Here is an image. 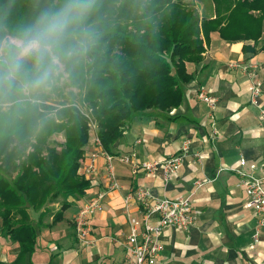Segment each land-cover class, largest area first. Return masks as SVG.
Instances as JSON below:
<instances>
[{
	"label": "crops",
	"instance_id": "1",
	"mask_svg": "<svg viewBox=\"0 0 264 264\" xmlns=\"http://www.w3.org/2000/svg\"><path fill=\"white\" fill-rule=\"evenodd\" d=\"M263 42L264 34L257 48ZM252 43L227 41L211 32L203 60L187 63L196 78L185 84L182 104L168 113L150 109L135 116L125 136L113 145V170L120 188H108L106 159L90 141L87 156L96 158L95 172L86 176L90 188L73 199L61 220L52 223L48 217L46 224L37 226V247L30 257L17 259L18 242L4 236L0 264H126L130 228L124 199L140 185L150 187L156 197H192L194 223L188 229H164L157 264H264L263 216L247 206L235 170L241 157L256 163L264 160L259 116L264 106V51L244 50ZM257 82L262 83V92L255 104L251 96ZM204 89L218 98L214 107L198 98ZM176 154H182L183 161L168 180L161 167L149 173L139 166L134 172V163L160 164ZM102 191L107 195L91 221L92 241L82 244L75 236L74 217L85 200ZM129 213L140 211L133 204ZM38 215L33 213L35 225Z\"/></svg>",
	"mask_w": 264,
	"mask_h": 264
},
{
	"label": "trees",
	"instance_id": "2",
	"mask_svg": "<svg viewBox=\"0 0 264 264\" xmlns=\"http://www.w3.org/2000/svg\"><path fill=\"white\" fill-rule=\"evenodd\" d=\"M212 1L215 14L205 17L184 0H110L115 7L105 55L77 92H67L71 100L60 93L64 98L58 105L74 104L78 97L91 106L102 145L111 150L138 114L150 109L168 113L182 104L185 84L196 78L187 63L203 60L211 32L227 41H252L244 45L246 51H264V42L257 48L264 34V0ZM49 102L46 115L0 138V232L18 242L17 259L36 250L37 226L48 217L52 223L61 220L72 206L66 199L84 195L91 186L77 173L90 140L88 121L74 105L58 110L63 118L58 123L52 115L56 106ZM56 132H63L65 140L52 145L49 137ZM34 212L39 214L36 225Z\"/></svg>",
	"mask_w": 264,
	"mask_h": 264
},
{
	"label": "clouds",
	"instance_id": "3",
	"mask_svg": "<svg viewBox=\"0 0 264 264\" xmlns=\"http://www.w3.org/2000/svg\"><path fill=\"white\" fill-rule=\"evenodd\" d=\"M114 7L110 0H0V138L91 78Z\"/></svg>",
	"mask_w": 264,
	"mask_h": 264
},
{
	"label": "built area",
	"instance_id": "4",
	"mask_svg": "<svg viewBox=\"0 0 264 264\" xmlns=\"http://www.w3.org/2000/svg\"><path fill=\"white\" fill-rule=\"evenodd\" d=\"M245 71H249L248 65H243ZM262 92V83L257 82L252 86V102L257 104L258 97ZM199 99L214 107L217 97L210 91L202 90ZM260 119L264 131V106L260 107ZM140 142V140L138 141ZM96 145L101 146L97 137ZM185 149V148H183ZM108 171V188L110 190L120 188L113 170V156L105 155ZM125 158V157H122ZM126 161H128L126 159ZM183 161L182 154L172 155L160 165L156 161H148L143 165L134 163V172L139 166L149 173L155 172L158 167L163 168L165 178L168 180L174 174ZM88 166L84 170H87ZM95 166L90 165L87 170L93 173ZM240 184L247 195V206L252 208L263 217L260 224H264V160L262 163L249 162L241 157L236 167ZM107 195L102 191L86 200L74 217L75 236L82 244H90L92 239V218L102 208ZM129 221V234L126 240L127 257L126 264H157L158 258L163 250L162 233L166 227H177L188 229L193 223L195 216L192 210V197H156L152 190L146 186L137 187L124 199ZM136 205L140 211L139 215L129 213L131 205Z\"/></svg>",
	"mask_w": 264,
	"mask_h": 264
},
{
	"label": "rangeland",
	"instance_id": "5",
	"mask_svg": "<svg viewBox=\"0 0 264 264\" xmlns=\"http://www.w3.org/2000/svg\"><path fill=\"white\" fill-rule=\"evenodd\" d=\"M185 2H187V3H191L192 2V4L194 5V7L199 11V13H200V15L201 16H205V17H211V16H213L214 14H215V12H214V3H213V1L212 0H184ZM249 72V71H248ZM205 90V89H204ZM78 90H75V92H77ZM64 93V95L69 99V100H71L72 98L67 94V92H63ZM61 94L59 93L58 95H56V96H54V97H52L51 98V101L53 102V103H55V104H53L52 102H49L50 104H52V105H55L56 106V108H55V111H54V113L53 112H51V113H53L52 115L54 116V118L57 120V122L58 123H62V116H60L59 117V114L57 115V113H58V110H61V109H65V108H68V107H70V106H73L74 107V105L77 107V108H79L80 109V111H81V113L84 115V118H86V120L88 121V126H89V129H90V140H89V142L91 141V142H93L92 144H94L97 148H100L101 149V151L103 152V156L105 157V155H108V154H110V155H112L113 156V159H114V157H115V155L113 154V151L112 150H107L103 145H101V146H98V145H96V139H97V137L100 139V137H99V134H98V132H99V125H98V122H97V119H96V117H95V115H94V111H93V109H92V107L91 106H89V105H87V104H84V103H81L80 102V100H79V98L78 97H74L73 99H75L76 100V102H74V104H69V103H66V104H62V105H58V103H61L62 102V100H63V96H60ZM214 95V94H213ZM216 96V95H215ZM199 98V97H198ZM217 101H218V98H217ZM98 102H101L102 103V106H103V100H99ZM76 103V104H75ZM217 104V103H216ZM146 111H148V110H146ZM146 111H144L143 113H145ZM50 113V114H51ZM139 115V114H138ZM65 121H66V119H65ZM127 131V130H126ZM126 133V132H125ZM65 140V134L63 133V132H56V133H54V134H51L50 135V137H49V143L50 144H52L53 145V143H54V141H64ZM100 141H101V139H100ZM138 141H139V139L137 140V143H138ZM88 142V143H89ZM88 143L85 145V147H84V157L81 159V164H80V167L78 168V170H77V173H78V175H80V176H84L85 178H87L86 176H90V175H92L94 172H95V169H94V171H93V173H91V174H88L89 172L87 171L88 169H89V167H90V165H92L93 166V164H94V166H95V168H96V165H95V161H96V158H95V156H87V153H86V151H87V145H88ZM101 144H102V141H101ZM115 144V143H114ZM113 144V145H114ZM113 147V146H112ZM112 149V148H111ZM105 159H106V157H105ZM126 159L127 160H129V157H127V156H125V158H123V160H125L126 161ZM151 161H154V160H151ZM148 162V161H147ZM164 162V161H163ZM162 162V163H163ZM106 163H107V161H106ZM162 163H160V165L162 164ZM112 164H113V160H112ZM84 166H85V168L88 166V168H87V170L85 169L84 170ZM106 169H107V165H106ZM134 170H135V168H133ZM137 171V170H136ZM147 172V171H146ZM153 173V172H152ZM108 175V171L106 172V176ZM140 186H145V185H140ZM140 186H138V187H140ZM146 187H148V186H146ZM150 188V187H149ZM151 189V188H150ZM152 190V189H151ZM100 193V192H99ZM98 194V193H97ZM96 194V195H97ZM82 196H84V195H82ZM76 198H77V196H75ZM73 196H69L67 199H66V201L68 202V201H72V204H73ZM63 202V200L61 201V203ZM85 202H86V200H85ZM84 202V203H85ZM57 204H59V206H60V202H58ZM103 205V204H102ZM48 207V206H47ZM81 207V206H80ZM74 222V221H73ZM0 224H1V219H0ZM74 228H75V223H74ZM2 238H4V236L1 234V232H0V243L2 242L1 240H2Z\"/></svg>",
	"mask_w": 264,
	"mask_h": 264
}]
</instances>
